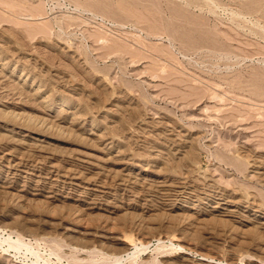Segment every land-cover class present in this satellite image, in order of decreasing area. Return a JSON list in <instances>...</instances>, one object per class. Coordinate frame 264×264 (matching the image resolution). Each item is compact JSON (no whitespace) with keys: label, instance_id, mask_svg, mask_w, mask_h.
<instances>
[{"label":"rangeland","instance_id":"rangeland-1","mask_svg":"<svg viewBox=\"0 0 264 264\" xmlns=\"http://www.w3.org/2000/svg\"><path fill=\"white\" fill-rule=\"evenodd\" d=\"M0 264H264V0H0Z\"/></svg>","mask_w":264,"mask_h":264},{"label":"bare ground","instance_id":"bare-ground-1","mask_svg":"<svg viewBox=\"0 0 264 264\" xmlns=\"http://www.w3.org/2000/svg\"><path fill=\"white\" fill-rule=\"evenodd\" d=\"M82 238H83V237H82ZM17 241H19L18 243H20V240H19V239H18ZM17 241H16V242H17ZM11 244H12V247H15L16 249H17L18 247H20V246H18L16 243L13 244V242H11ZM21 244H22V243H21ZM22 247H23V246H22ZM144 251H145V250H144ZM136 252H137V251H136ZM140 252H141V251H140ZM142 252H143V250H142ZM137 253H138V252H137ZM137 253H136V254H137ZM139 254H140V253H139ZM139 254H137V255H139ZM116 263H117V262H116Z\"/></svg>","mask_w":264,"mask_h":264}]
</instances>
